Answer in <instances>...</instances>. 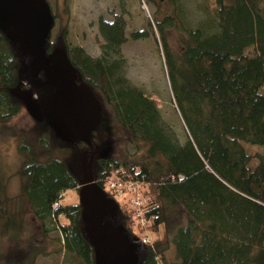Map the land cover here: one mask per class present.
<instances>
[{
	"label": "trees",
	"instance_id": "trees-1",
	"mask_svg": "<svg viewBox=\"0 0 264 264\" xmlns=\"http://www.w3.org/2000/svg\"><path fill=\"white\" fill-rule=\"evenodd\" d=\"M50 13L54 26L47 52H62L77 72V83L101 105L91 133L93 149L100 148L103 134L113 133L111 127L125 143L146 147V161L93 155L89 170L91 181L108 194L111 178L140 186L144 227L131 206L119 203L122 225L134 239L155 234L161 225L172 229L166 241L143 243V264H264V0H209V19L195 28L180 14L177 23L169 15L155 20L171 95L187 132L183 145L164 128L154 101L122 75L121 19H98L104 43L100 57L91 58L70 43L69 0ZM151 27L147 21L129 38L146 39L154 35ZM166 29L180 32L179 50L171 48ZM19 68L0 31V124L25 109ZM12 136L20 160L14 173L19 194L18 201L11 200L0 182V243L21 234L24 217L31 215L41 237L50 226L58 229L71 264H94L79 202L61 203L67 191L78 195L82 179L72 161L91 146L62 141L46 121L33 118ZM244 144L261 151L250 152ZM170 244L174 261L165 257ZM7 249L0 244V264H37L43 255L39 247L19 256Z\"/></svg>",
	"mask_w": 264,
	"mask_h": 264
},
{
	"label": "rangeland",
	"instance_id": "rangeland-1",
	"mask_svg": "<svg viewBox=\"0 0 264 264\" xmlns=\"http://www.w3.org/2000/svg\"><path fill=\"white\" fill-rule=\"evenodd\" d=\"M46 1L51 9L60 6L62 2V0ZM208 3L209 0H173L172 2L164 0L152 3H147L145 0H69L70 43L74 47L83 49L91 58L100 57V48L104 43L98 31V19L102 17L109 22L121 19L124 22L125 42L120 47V57L124 61L122 75L131 87L141 90L154 101L164 128L182 145L187 138V132L171 95L164 56L156 38L154 22L161 21L165 15H169L172 17V22L177 23L175 18L180 14L188 27L195 28L209 19L206 13ZM147 21L151 23L154 35L146 39L131 40L129 33L143 28ZM165 32L171 48L179 50L180 32L175 29H166ZM31 123L32 117L24 109L0 124V182L4 186L6 195L14 201H18L19 194V180L14 173L20 160L16 154L12 134ZM111 129L113 133L107 132L101 136V146L95 149L94 153L88 149L79 151L75 155L72 166L80 174L81 179L85 172L89 175L93 155L111 156L119 160L135 162L146 161V147L143 144L139 143L137 146L127 144L117 134L115 127ZM244 146L250 152L261 151L257 146L247 144ZM78 201V195L74 191L65 192L61 199L63 205L76 204ZM127 202L125 198L122 205L130 206ZM48 230L44 238L41 237L40 224L31 215H26L23 232L13 237L10 242L4 240L0 244L8 248L7 250L16 251L17 256L22 255L32 246L43 248V255L36 259L37 264H71L70 257L62 250V238L58 229L50 226ZM171 231L172 229L161 225L155 234L144 232L137 237L140 239L144 237L148 242L155 239L166 241L170 238L167 232L171 233ZM165 257L168 261L176 259L171 244L165 251Z\"/></svg>",
	"mask_w": 264,
	"mask_h": 264
},
{
	"label": "water",
	"instance_id": "water-1",
	"mask_svg": "<svg viewBox=\"0 0 264 264\" xmlns=\"http://www.w3.org/2000/svg\"><path fill=\"white\" fill-rule=\"evenodd\" d=\"M53 26L46 0H0V31L20 62L18 94L26 111L46 121L60 140L85 143L94 153L91 133L98 127L101 105L87 86L77 83V72L62 52H47ZM78 198L94 264H143V243L123 227L118 203L87 172Z\"/></svg>",
	"mask_w": 264,
	"mask_h": 264
},
{
	"label": "built area",
	"instance_id": "built-area-1",
	"mask_svg": "<svg viewBox=\"0 0 264 264\" xmlns=\"http://www.w3.org/2000/svg\"><path fill=\"white\" fill-rule=\"evenodd\" d=\"M107 191L109 194L115 199V201L119 204L128 200L127 203L134 209L135 217L138 220L139 226L143 227L145 225V221L142 218V205L145 202V199L140 191V186L131 181H119L116 179H109L107 182ZM142 243L147 242V239L136 238Z\"/></svg>",
	"mask_w": 264,
	"mask_h": 264
}]
</instances>
